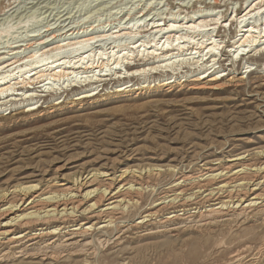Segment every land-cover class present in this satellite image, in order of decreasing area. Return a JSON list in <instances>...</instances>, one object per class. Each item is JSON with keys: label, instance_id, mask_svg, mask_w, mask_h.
<instances>
[{"label": "bare ground", "instance_id": "6f19581e", "mask_svg": "<svg viewBox=\"0 0 264 264\" xmlns=\"http://www.w3.org/2000/svg\"><path fill=\"white\" fill-rule=\"evenodd\" d=\"M243 1L245 7L240 6L239 11L233 12L234 20L231 23L224 20L218 27L219 19L209 24L211 20L208 22L207 18L210 16L177 20L175 15H171L168 25L161 20L149 19L144 27L142 22L147 17L143 12L135 22H129L128 17L129 21L124 23L123 28L115 27L114 32L109 33L112 29L103 31L106 29L102 27L101 35L92 36L90 33L75 43L71 41L73 43L63 44L71 39L66 37L78 34L73 27L65 33L37 39L33 45L30 43L23 49L20 46L9 48V54L5 53L4 56L0 53V127L5 122L18 123V119L25 120L41 112V105H38L40 100L37 98L57 94L58 91H62V94L68 92L63 91L64 88L71 87L69 92L78 88H91L70 100L71 104L81 108L88 100L98 103L97 97L103 90L97 91L99 86H104V81L159 72L170 76L158 81V88L171 93L174 87H181L185 82H178L176 72L186 66L190 70L205 68L190 79L192 85L188 89L191 91L220 93L229 87H239L248 77L243 75L256 70L253 68L255 64L246 62V70L238 79L226 74V70H215L224 56L222 51L226 49H229V54L232 53L226 54L231 63L242 61L244 57L255 58L249 59L252 61L264 56V0ZM213 3L215 8L219 6L216 0ZM215 15H218L217 18L223 16L218 12ZM234 24V36L227 41H231L232 46L226 45V38L219 40L218 32L213 35L215 29L225 31L228 26L230 30ZM143 27L145 29L138 32ZM8 32L2 31L0 36L8 35ZM141 33L144 36L137 37L130 47L127 45L123 50H120V45L108 44L110 47L106 48L107 44L103 42L121 37L134 39L136 34ZM62 36L65 39L55 41V44L58 43L56 46L45 49L49 41L59 40ZM146 36L148 41L145 40ZM195 40L191 48L190 44ZM99 42H103L102 46L106 47L101 48L97 44L94 49L92 45ZM34 46L41 47L43 51H33L28 55ZM28 50L31 52L20 57ZM134 50L137 52L136 58L141 56L145 64L129 68ZM64 54L67 55L63 57ZM122 66L124 72L120 71ZM131 81L116 86L112 92L116 99L126 97L130 92H135L132 95L136 98L150 87L145 83L134 87ZM36 86L40 89V96L35 95ZM28 101L34 103L24 105L21 111L10 110L5 113ZM63 103L60 97L45 108L49 109L48 113H52ZM43 113H39L37 118ZM176 168L168 166L162 170L161 166L132 165L121 170L103 168V171H85V177L80 172L72 177L60 174L51 180L41 179L34 183H8L0 190V264H94L91 261L95 259L98 247L109 249L132 230L144 229L141 236L180 231L213 234L212 240L207 237L203 242L200 241L207 245L211 241L213 244L217 242L216 237L223 234L222 228L230 233L232 226L243 225L248 221L257 223L260 220L257 225H264V146L254 154L250 151H231L222 159L205 158L194 172L180 173ZM162 172L175 178L149 204L150 207L143 209L135 221L128 223L125 219L137 214L145 197L156 192V185L152 181L161 177ZM220 238L218 244H225L222 239L225 237ZM81 257L83 259L79 260Z\"/></svg>", "mask_w": 264, "mask_h": 264}, {"label": "rangeland", "instance_id": "374dc122", "mask_svg": "<svg viewBox=\"0 0 264 264\" xmlns=\"http://www.w3.org/2000/svg\"><path fill=\"white\" fill-rule=\"evenodd\" d=\"M214 1L0 0V32L9 30L8 35L0 36V53L5 56V53L9 54L11 47L20 46L23 49L30 43L33 45L37 39L59 35L73 27L78 31V37L82 38L75 37L77 35L74 34L66 37L71 39L64 41L63 44L77 42L85 35L96 36L98 33L101 35L100 32L112 29L108 31L111 33L115 27L123 28L124 23L129 21L128 17L129 22L131 20L135 22L139 15L144 13L147 17L142 22V25L145 24L144 27L149 19L161 20L167 24L171 15H175L177 20L187 17L200 19L202 16L204 19L210 16L207 18L208 22L211 20L209 24L219 19L216 26L218 27L224 20L231 23L234 20L233 12L240 6L245 7L243 0H216L220 8H215ZM216 12L222 14V18L220 16L217 18ZM235 26L234 24L230 30L226 26L225 31L217 28L213 35L218 32L217 38L219 40L226 38V45L232 46V42L227 41L234 36ZM144 27L138 32H142ZM48 28L50 31H47ZM136 35L134 39L121 37L120 40L103 41L105 45L107 44V47L104 46L109 48L111 45H120V50H123L127 45L130 47L131 42L136 41L137 37L144 36V33ZM62 39L65 38L62 36L59 40L49 41L47 43L49 46L45 49H51ZM145 40L148 41L147 36ZM114 41L115 43H112ZM103 42L94 43L92 47L95 49L96 45L100 44L102 48ZM195 43L196 40L190 44L191 48ZM40 49L41 47L34 46L32 50L30 49L32 52L25 51L20 57L30 52L28 55H31L33 51L41 53L43 50ZM224 51L226 53L222 51L221 54L224 56L221 58L218 54L220 64L216 66V72L226 70V74L238 79L246 70V62L255 64L253 68L256 70L249 75L245 73L243 77H248L239 87H229L220 93L189 90L192 85L190 79L203 72L205 68L190 70L184 66L179 73L176 72V77L178 82H185L181 87H174L171 93H166L164 88L160 89L157 86L158 81L170 75L158 72L134 78L126 77L118 81H104L102 82L104 86H99L97 91L103 90L98 95L99 98L97 97L98 103L88 100L81 108L71 104L70 100L91 88H78L72 92H69L71 87L64 88L63 91H68L64 94L58 91L57 94L38 97L37 100H40L38 105H41L39 113L44 112L43 116L37 118L39 113L36 112L25 120L18 119V123L5 122L0 127V190L8 183H11L10 185L16 182L34 183L41 179L51 180L60 174L72 177L80 172L84 173L85 177L86 172L90 170L103 171L105 170L103 168L121 170L132 165L135 167L149 164L161 166L162 170L168 166H177L176 171L187 173L194 172L205 158L222 159L231 151L234 153L250 151L254 154L258 148L264 146V85H262L264 56L252 61L249 59L255 58L244 57L242 61L236 60L231 63L226 56L229 49ZM135 52L128 64L129 68L145 64L141 61V56L136 58ZM231 54L230 52L229 55ZM124 67L128 68L126 65ZM124 67L122 66L120 71L124 72ZM130 80L134 87H139L140 83L150 87L144 89L136 98H133L135 92H130L126 97L116 99L112 94L116 86H122ZM153 85L155 87H152ZM35 91V95H41L37 86ZM60 97L64 103L59 105L55 112L48 113L49 109L47 110L45 106L55 103ZM32 103L34 102H22L23 105L18 104L5 113H9L10 110L21 111ZM174 178L169 173L162 172L161 177L153 179L156 192L145 197L141 210L125 220L128 223L135 221L142 214V210L150 207L149 204L157 199ZM257 223H260V220ZM257 223L248 221L243 225L232 226L230 233L222 228L223 234L220 236L225 237L222 238L225 244H218L220 236H217L218 238L215 236L217 242L214 244L212 241L207 245L200 243L207 237H210V240L213 236L203 232L180 231L141 236L144 229L132 230L109 249L98 247L96 257L91 262L264 264V225Z\"/></svg>", "mask_w": 264, "mask_h": 264}]
</instances>
